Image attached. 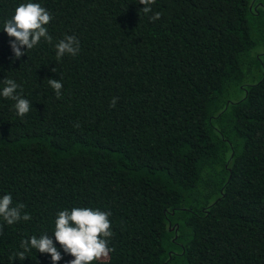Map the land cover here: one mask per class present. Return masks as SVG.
Wrapping results in <instances>:
<instances>
[{
	"label": "trees",
	"instance_id": "16d2710c",
	"mask_svg": "<svg viewBox=\"0 0 264 264\" xmlns=\"http://www.w3.org/2000/svg\"><path fill=\"white\" fill-rule=\"evenodd\" d=\"M53 17L15 58L3 31L21 3ZM0 0V264H53L59 211L110 212L93 264H264V0ZM160 18L150 19L155 13ZM79 41L57 58L55 44ZM55 69V71H53ZM48 79L63 87L57 97ZM116 99L115 106L112 105Z\"/></svg>",
	"mask_w": 264,
	"mask_h": 264
},
{
	"label": "clouds",
	"instance_id": "9594fccd",
	"mask_svg": "<svg viewBox=\"0 0 264 264\" xmlns=\"http://www.w3.org/2000/svg\"><path fill=\"white\" fill-rule=\"evenodd\" d=\"M144 7L142 11L147 14L152 11L150 5L155 0H139ZM51 14L37 2H27L19 4L10 19L3 25V31L9 37L14 38L10 41L11 49L15 58H20L25 53L21 48H34L44 38L48 43L52 42V37L48 34L45 25L52 20ZM160 18V13H155L150 17L153 21ZM57 58L63 57L66 53L76 55L79 51V41L75 36H66L55 44ZM55 71V69H53ZM49 85L55 90L57 97L61 94L63 87L58 79H48ZM6 85L0 95L16 101L14 107L19 116H24L30 110V102L16 94L19 85L13 79H5ZM116 99L113 98L112 105L115 106ZM12 197L10 194L3 195L0 198V217L8 225L23 219L28 221L31 217L25 213L21 216L23 204L12 207ZM110 212L92 209L88 207H74L70 211L65 209L59 211L55 219L54 237L55 241L63 248L65 253L74 257L69 264H93L107 257L111 249L108 247L106 238L111 237V222L109 220ZM21 248L24 252L17 255L25 258V252L36 249L40 253H48L51 256L53 264H57L62 259L61 253L57 250L53 239L48 234H43L39 238L30 237L29 240L21 241Z\"/></svg>",
	"mask_w": 264,
	"mask_h": 264
}]
</instances>
